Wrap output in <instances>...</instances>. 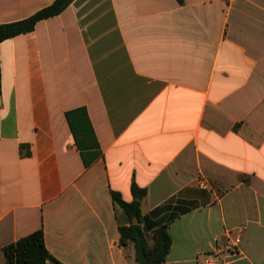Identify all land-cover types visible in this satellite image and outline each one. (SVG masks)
I'll use <instances>...</instances> for the list:
<instances>
[{"label": "crops", "instance_id": "crops-1", "mask_svg": "<svg viewBox=\"0 0 264 264\" xmlns=\"http://www.w3.org/2000/svg\"><path fill=\"white\" fill-rule=\"evenodd\" d=\"M133 183L164 264H264V0H73L0 43V264L38 229L63 264H137Z\"/></svg>", "mask_w": 264, "mask_h": 264}, {"label": "trees", "instance_id": "trees-1", "mask_svg": "<svg viewBox=\"0 0 264 264\" xmlns=\"http://www.w3.org/2000/svg\"><path fill=\"white\" fill-rule=\"evenodd\" d=\"M73 0H55L31 16L8 24H0V43L8 38L30 32L35 25L44 19L59 15ZM133 201L126 202L117 192H112L113 202L119 205L128 215L130 224L120 226V241L124 246L133 244L137 264H164L169 254L172 240L167 226L163 225L149 236L141 226V201L147 190L132 185ZM134 218L139 223L134 224ZM6 264H63L48 250L42 229H38L19 238L3 248Z\"/></svg>", "mask_w": 264, "mask_h": 264}, {"label": "water", "instance_id": "water-1", "mask_svg": "<svg viewBox=\"0 0 264 264\" xmlns=\"http://www.w3.org/2000/svg\"><path fill=\"white\" fill-rule=\"evenodd\" d=\"M133 223H134V224H138V223H139V221H138L136 218H134V221H133Z\"/></svg>", "mask_w": 264, "mask_h": 264}]
</instances>
